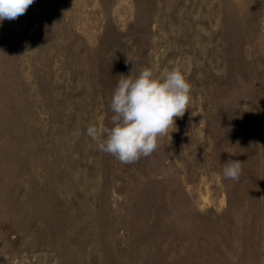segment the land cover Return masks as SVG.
Listing matches in <instances>:
<instances>
[{
    "label": "rangeland",
    "instance_id": "1",
    "mask_svg": "<svg viewBox=\"0 0 264 264\" xmlns=\"http://www.w3.org/2000/svg\"><path fill=\"white\" fill-rule=\"evenodd\" d=\"M174 67L192 88L170 136L131 164L99 151L120 77ZM0 264H264V0H34L0 22Z\"/></svg>",
    "mask_w": 264,
    "mask_h": 264
},
{
    "label": "clouds",
    "instance_id": "2",
    "mask_svg": "<svg viewBox=\"0 0 264 264\" xmlns=\"http://www.w3.org/2000/svg\"><path fill=\"white\" fill-rule=\"evenodd\" d=\"M34 0H0V22L15 20L26 13ZM126 63L134 58L126 56ZM191 83L174 67L160 75L149 68L135 77L121 76L111 97L112 127L90 124L86 135L97 149L110 154L123 164L150 156L164 136L175 128V118L183 117L191 100ZM240 160H228L223 178L238 181L242 174Z\"/></svg>",
    "mask_w": 264,
    "mask_h": 264
}]
</instances>
